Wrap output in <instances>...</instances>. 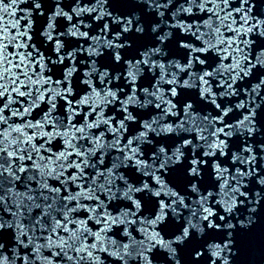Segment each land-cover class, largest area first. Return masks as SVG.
Segmentation results:
<instances>
[{"label": "snow or ice", "instance_id": "obj_1", "mask_svg": "<svg viewBox=\"0 0 264 264\" xmlns=\"http://www.w3.org/2000/svg\"><path fill=\"white\" fill-rule=\"evenodd\" d=\"M19 4L0 264H264V0Z\"/></svg>", "mask_w": 264, "mask_h": 264}, {"label": "water", "instance_id": "obj_2", "mask_svg": "<svg viewBox=\"0 0 264 264\" xmlns=\"http://www.w3.org/2000/svg\"><path fill=\"white\" fill-rule=\"evenodd\" d=\"M49 2H51V0H49ZM261 10H264V6H261ZM27 15V6L25 4H19L18 7L16 8H9L8 12L5 13L3 10H0V30H3V33L5 35H7L9 38H11L12 36H15L17 34V32L19 30H21L25 24H26V20L23 19L22 17H26ZM42 22V19L40 21H33V27L38 26L39 23ZM34 40H36V37H33ZM22 50V49H21ZM59 73H55L54 74V78L55 76H58ZM259 101V98H257ZM59 103L62 102H58V107H59ZM41 107H45L44 105H41ZM110 114L114 115L115 113L111 112V107H109V109L107 110ZM40 112V109H36V111L33 113V115H37V113ZM58 115L60 114L59 112L57 113ZM38 118V117H37ZM62 119V116H61ZM19 126L18 124L13 125V127H17ZM62 141H57L54 143L53 148L55 149L58 144H61ZM30 174H25V176L27 177ZM39 177H37L38 179ZM27 180L24 181V183H26ZM13 191L14 192H23V186L21 185V187L19 189L16 188L15 185H13ZM11 195V194H10ZM264 206V205H262ZM104 264H109L108 260L104 261Z\"/></svg>", "mask_w": 264, "mask_h": 264}]
</instances>
